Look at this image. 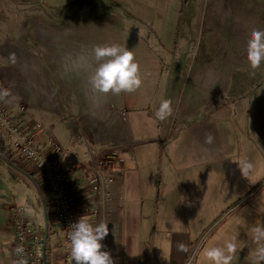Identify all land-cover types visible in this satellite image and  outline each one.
Wrapping results in <instances>:
<instances>
[{
    "label": "rangeland",
    "instance_id": "1",
    "mask_svg": "<svg viewBox=\"0 0 264 264\" xmlns=\"http://www.w3.org/2000/svg\"><path fill=\"white\" fill-rule=\"evenodd\" d=\"M253 29L264 30V0H0V82L3 80V88L11 92L7 77H37L36 71L20 68L17 60L6 53V48L26 47L41 61L46 78L56 88L53 92L37 81L39 88L59 103L57 111L64 118L88 122L82 109L83 99L75 83L67 81L68 76L86 67L90 73L94 71L95 45L115 43L132 51L142 78V85L135 92L104 94L93 91L89 82H84L87 79L83 82L90 95L91 112L99 121H106L107 117H102L104 111L105 116L111 117L113 113L127 112L130 118L132 112L150 108V114L142 113L146 117L143 121L132 119L131 131L140 138L155 134L157 127L161 134L166 133L168 140L163 143L143 140L134 147L137 158L151 155V164L142 168L144 173L148 169L154 174L156 197L161 204L172 199L174 205L195 170L193 159L182 148L187 135L184 124L169 133V122L165 121L182 122L186 109L197 112L207 104L227 103L212 118L214 121L220 115L221 127L215 132L221 138L226 162L223 193L217 192L220 208L214 215L216 222L195 245L191 258L193 264L201 258L202 263L210 264L203 256L205 249L223 248L233 238L235 243L241 242L257 226L255 219L243 221L264 212V63L253 70L247 61V40ZM176 92L179 95L173 96ZM122 97L126 101L123 105ZM163 99H170L172 107L179 102L181 108L161 121L155 112L156 104L159 106ZM23 102L25 112L42 121L50 118L51 112L40 108L41 104ZM121 130L124 131L122 127ZM85 131L88 137L94 136L87 128ZM106 145L108 140L101 146ZM69 148L86 162L90 159L84 146L73 143ZM106 155L102 157L106 159L103 166L114 169L119 163L117 154L110 153L109 158ZM119 158L123 160L122 169L130 166L126 153ZM245 159L254 165L247 179L241 177L237 168V163ZM86 171L89 176L92 174L87 168ZM196 177L200 179L199 175ZM30 194L35 203L32 190ZM173 215L176 219L178 213Z\"/></svg>",
    "mask_w": 264,
    "mask_h": 264
},
{
    "label": "crops",
    "instance_id": "2",
    "mask_svg": "<svg viewBox=\"0 0 264 264\" xmlns=\"http://www.w3.org/2000/svg\"><path fill=\"white\" fill-rule=\"evenodd\" d=\"M55 48L57 47L55 46ZM19 60L17 65L20 68L28 67L29 70L36 71L37 77L33 75L34 80L25 79L23 81L28 83V89L33 86L37 90V96H32V98L36 103H42L45 106L44 108H40L51 112L48 113L50 118L42 121L25 112V110L21 112L15 104L9 103L7 97L0 98V102L6 105L10 112L21 114L24 124L27 125L33 122H40L42 124L43 128L38 133L37 140L44 148L48 147L47 140L50 134L68 150H70L69 145L73 143L84 146L85 151L89 153L90 159L87 160L89 162L102 147L101 145L105 144L106 140L100 143L92 142L90 137L87 136L85 127L77 120V130L79 133L78 136H74L68 124V121L73 118H64V115L57 111L59 103L52 100L45 89L38 86L37 81L39 79L40 82L48 85L51 91L56 92L53 83L45 76L46 70L41 61L30 51L28 53L24 51L23 59ZM72 73L73 76L69 75L67 81H70L71 84L75 83L77 86L84 103L82 109L89 124L95 125L100 132L108 135L116 133L125 135L128 133L127 138L130 140L128 142L127 138L124 137L120 141L123 146L118 149L116 155L119 163L117 162L116 166H114L115 168L112 169L114 172V183L110 188L117 196L118 194L121 195L122 200H120V205L113 216H103V221L107 222L109 226L108 236L101 241L104 245L103 250L111 254L114 264H193L191 261L193 257L192 250L205 231L216 222L214 215L217 212V208H220L217 202V192L223 193L222 175L226 162H224L221 138L215 132V129L219 126L221 127L220 115L214 121L212 118L219 112L220 106L227 103L207 104L197 112H193L189 107L190 109L183 111L184 117H186L184 121H165L169 122L166 125V127H170L169 133L175 127L184 124L183 128L185 130L183 131L187 135L183 139L182 148H184V154L189 155V159H193L195 170L192 172V178L186 190L181 191L179 200L172 205V199L170 201L166 199L162 205L160 199L157 198V181L154 174L148 169L144 173L145 168H142V166L147 167L151 164V155H141L137 158L134 147L143 140H158L160 143H163L168 137H166V133L164 132V136L161 134L162 132L159 131L160 127H157L155 134L149 135L146 138L136 137L131 131L130 124L133 121L132 119L143 121L146 117L142 113L148 112L150 114V108L134 111L130 115V118H127V112H123V115L122 113H113L114 116L111 117V115L105 116L107 112L104 111L102 117H107L106 121L110 120L111 123H105L106 121L103 119H101L103 121L101 123L93 115V111L91 112L92 103L88 99L90 95L84 85V82H88L91 73L87 70V67L85 69H78L77 72L72 71ZM83 79H87V81L83 82ZM172 95L178 96L179 94L176 92L172 93ZM23 99L32 105H37L31 103L30 99H26L24 94ZM123 99L124 97H122V105L126 102ZM156 106L159 107L157 104ZM180 108L179 102L173 104V111L177 112ZM187 126L188 128L186 129ZM121 127L125 132L121 130ZM154 128L156 127L154 126ZM207 133H210L214 137V141L211 144L204 143ZM162 136L165 140L162 139ZM2 139L3 136L0 131V155L5 156L13 163H15V160H20V154L12 149L9 142ZM110 140L111 138L108 140V143ZM113 143L110 142V144ZM130 143L132 144L130 145ZM70 151L72 152V150ZM121 153H126L127 157L131 159L128 168L122 169L120 167L123 163V160L119 158ZM81 160L86 163V160L82 158ZM69 163L72 167L71 178L74 183L73 190L75 197L80 202H86L90 200L93 194L88 185V177L91 175L89 176L87 173L85 165L75 160H69ZM137 165L138 167H136ZM15 172L16 170L0 157V264H14V253L12 250L14 231L9 221L13 205L28 206L29 213L38 216L42 222L43 236L46 240V259L44 264H66L65 251L67 242L65 239V229L55 219L54 214L50 210L49 193L45 190L46 197H44L47 203V210H45L38 194L32 189L31 183L16 175ZM196 175H199L200 179L202 178V182ZM31 190L35 196V203L31 199ZM226 190L228 191L227 188ZM185 192H189L187 197L184 196ZM224 192H226L225 189ZM94 207L92 206V209ZM83 210L84 208L81 207L79 211ZM174 213H178L176 219L174 218ZM262 213L261 216L253 215L243 222L255 219L257 221L255 225L264 226V212ZM180 244L185 245L187 251H180ZM236 244L237 251L233 255L230 264H254L252 252L256 245L252 240V234L247 235L241 242L237 241ZM190 253L191 257H189ZM194 264L204 263H202L201 258L200 261ZM261 264H264V262H261Z\"/></svg>",
    "mask_w": 264,
    "mask_h": 264
},
{
    "label": "built area",
    "instance_id": "3",
    "mask_svg": "<svg viewBox=\"0 0 264 264\" xmlns=\"http://www.w3.org/2000/svg\"><path fill=\"white\" fill-rule=\"evenodd\" d=\"M10 95L8 101L16 104L21 112L25 110V102L20 87L24 82L23 77L16 76L9 78ZM0 82V90H3ZM8 85V84H7ZM16 89V90H15ZM88 120V119H87ZM69 127L74 136H78V130L75 120L68 121ZM103 123V121H100ZM94 136L92 142L100 143L105 140L114 142L102 146L89 162L81 160L77 153H73L65 148L60 142L55 140L50 134L48 136V147L44 148L37 140L38 133L43 126L40 122L24 124L21 114L10 112L6 105L0 102V131L3 141L9 142L12 149L20 154V157L28 162L37 172V177L43 183L44 189L49 193V206L55 219L61 223L65 229V239L67 242L65 251L66 264H74L70 260V245L67 239L68 232L71 231L70 224L74 223L81 216L86 218L90 223L96 224L103 220V216H113L117 207L120 205L122 196L111 190L114 183V172L103 166L106 157L110 153L117 154V151L123 144L120 143L122 135L119 133L105 135L100 132L95 135L92 126L88 122H81ZM90 126H89V125ZM108 149H110L108 151ZM111 151V152H110ZM116 157V156H115ZM68 160V161H67ZM69 160H75L87 168L92 174L88 177L89 188L93 191L92 197L88 201L80 202L75 198L73 190L74 183L71 178V165ZM92 206H95L92 209ZM83 207V211H79ZM10 224L14 231V240L12 250L14 253V264H19L25 260L27 264H44L46 259V240L43 236V224L38 216L29 213L28 206L13 205L10 215ZM18 249H22L18 251Z\"/></svg>",
    "mask_w": 264,
    "mask_h": 264
},
{
    "label": "clouds",
    "instance_id": "4",
    "mask_svg": "<svg viewBox=\"0 0 264 264\" xmlns=\"http://www.w3.org/2000/svg\"><path fill=\"white\" fill-rule=\"evenodd\" d=\"M247 61L251 69L260 68L264 63V30L253 29L247 40ZM92 56L97 66L89 75V84L95 92L104 94L133 93L142 85L140 66L135 61L132 51L119 44L95 45ZM10 95L8 89L0 90V98ZM158 120L164 121L173 115L172 101L161 100L155 112ZM214 137L207 133L204 143L211 144ZM242 178H249L254 165L248 160L237 163ZM71 231L67 234L70 245V260L74 264H114L111 254L104 251L101 243L109 234L108 223L101 220L92 224L85 216H81L70 224ZM252 240L256 245L252 256L254 264L264 262V226H254L251 229ZM180 251H187L185 245H179ZM22 252V249H18ZM237 251L235 239L226 241L223 248L211 247L205 249L203 256L210 264H230ZM19 264H27L21 260Z\"/></svg>",
    "mask_w": 264,
    "mask_h": 264
},
{
    "label": "bare ground",
    "instance_id": "5",
    "mask_svg": "<svg viewBox=\"0 0 264 264\" xmlns=\"http://www.w3.org/2000/svg\"><path fill=\"white\" fill-rule=\"evenodd\" d=\"M24 51H26L28 53L26 47L25 48H22L21 46H19L16 49L15 48H6V53H8L10 56L14 57L15 60H17V62H18L19 59H20L19 61H21L23 59V52ZM14 55H16L17 57L14 56ZM22 84L23 85L20 87V89L22 91V95L24 94V97L26 99H30L31 103L41 104V106H43L42 103H36L34 101V99L32 98V96H35V97L37 96L36 95L37 94V90H35L33 86H32V88H29L28 89V83L23 82ZM22 98H23V96H22ZM43 107H45V106H43ZM46 108H48V107H46ZM91 126H92V130L94 131L95 135H97L98 133H100L99 129L95 125L91 124Z\"/></svg>",
    "mask_w": 264,
    "mask_h": 264
},
{
    "label": "water",
    "instance_id": "6",
    "mask_svg": "<svg viewBox=\"0 0 264 264\" xmlns=\"http://www.w3.org/2000/svg\"><path fill=\"white\" fill-rule=\"evenodd\" d=\"M0 157L13 169H15L17 172H19L23 177H25L27 179V181H29L31 184L32 189H34L36 191V193L38 194L40 200L42 201L43 205H44V209L47 210V203H46V199L40 189V187L38 186V184L36 183V181L26 172H24L22 169H20L15 163H13L12 161H10L8 158H6L5 156H1Z\"/></svg>",
    "mask_w": 264,
    "mask_h": 264
},
{
    "label": "trees",
    "instance_id": "7",
    "mask_svg": "<svg viewBox=\"0 0 264 264\" xmlns=\"http://www.w3.org/2000/svg\"><path fill=\"white\" fill-rule=\"evenodd\" d=\"M21 158V157H20ZM15 164L22 169L24 172L28 173L38 184L40 187L43 195L46 197V192L43 186V183L40 181V179L37 177V172L33 169V167L26 161H24L22 158L20 160H15ZM76 200L78 199L75 197Z\"/></svg>",
    "mask_w": 264,
    "mask_h": 264
}]
</instances>
